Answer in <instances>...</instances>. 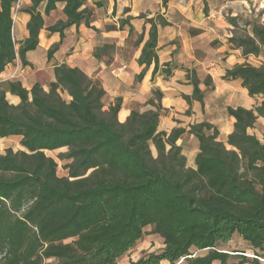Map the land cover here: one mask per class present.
I'll return each instance as SVG.
<instances>
[{
  "label": "trees",
  "instance_id": "trees-1",
  "mask_svg": "<svg viewBox=\"0 0 264 264\" xmlns=\"http://www.w3.org/2000/svg\"><path fill=\"white\" fill-rule=\"evenodd\" d=\"M21 10L30 19L28 37L16 50L12 12L17 0H0V72L16 58L23 66L25 54L38 47L44 16L64 4L65 21L45 30L59 33L71 26L90 28L91 13L85 0H30ZM166 6L168 0H161ZM41 7L42 12L40 11ZM129 20V19H128ZM126 21L119 22L122 28ZM228 25L237 27L235 18ZM149 25L148 39L137 63L158 67L157 25ZM129 35L133 28L129 25ZM141 34L136 45L142 44ZM230 49L242 56H260L264 47V22L251 24V35H234ZM59 45L48 51L50 59ZM55 82L47 90L34 84L29 90L17 80L0 82V138L20 137L25 151L6 149L0 155V264H117L142 239L144 230L163 241V250L130 264H260L264 260V144L249 133L264 119V66L249 63L226 70L224 81L240 80L250 97L262 101L252 109L227 108L235 119L225 143L207 122L169 134L157 131L163 110L160 93L140 113L131 109L119 123L120 98L107 111L105 90L78 68H54ZM210 78L205 85L210 86ZM193 92L182 99L203 104V93L194 81ZM67 94L69 101L61 97ZM19 98L9 105L6 94ZM188 113V112H186ZM185 134L199 144L194 168L186 166L182 147ZM150 145L157 156L151 157ZM67 148L60 154L70 160L66 177H57V164L45 151ZM238 236L252 251L229 253L219 248Z\"/></svg>",
  "mask_w": 264,
  "mask_h": 264
},
{
  "label": "crops",
  "instance_id": "crops-1",
  "mask_svg": "<svg viewBox=\"0 0 264 264\" xmlns=\"http://www.w3.org/2000/svg\"><path fill=\"white\" fill-rule=\"evenodd\" d=\"M102 3L100 0L95 4L93 0H85L83 8H87L91 13L90 28L84 25L71 26L64 32L62 40L59 33L50 34L45 30L59 20H66L62 14L64 4L57 3L54 12L48 17L44 16V27L40 30L38 47L25 54L28 64L23 66L16 58L0 72V82L13 79L19 81L25 90L39 84L43 90L48 91V85L55 82L53 71L56 66L76 67L101 84L105 90L104 100L108 107L114 105L116 98H120L121 108L116 116L119 123H124L129 118L133 105L148 107L145 105L146 101L152 98L153 92H158L160 98L156 103L163 110L157 127L158 132L169 134L175 128L188 131L191 125L207 122L217 129V140L223 143L233 132L235 121L226 113V109L241 107L248 110L262 101L260 97H250L240 80L222 79L226 70L245 63L246 58L240 50H231L228 40L222 39L215 31L216 26L218 27V18L215 16L218 15L217 12L203 11V6L198 5L199 1L194 4L192 0H168L160 12L167 25H157L156 73L153 75L154 65H150L143 79L137 83L135 78L144 69L137 61L148 38L143 34L142 44L136 45L135 41L132 47L126 42L129 37L128 27L130 25L133 32L139 36L144 27H149L145 24L143 16L147 14L146 19L149 20L152 14L154 15L148 9L149 0H103ZM156 3L162 4L161 0ZM30 5V0H22L19 5L21 9L16 14L17 20L13 21L12 32L16 50L28 37L26 25L30 17L21 10ZM42 9L41 7V12ZM55 13H59L60 18L51 23ZM121 20H128V23L119 28ZM224 36L230 38L226 34ZM216 40V46L211 47ZM176 41L180 44L177 45ZM55 44L59 45L58 50L48 59V51ZM108 45L114 48L109 58L103 52V48ZM207 78H210V86L205 85ZM194 81L203 93V104L192 101L188 106L182 97L192 94L191 82ZM6 100L9 105L15 106L20 102L18 97L9 93L6 94ZM187 111L189 113H186ZM263 121L261 118L257 120ZM185 136L194 139L195 149L190 157H187L188 148L184 145ZM183 137L176 144L182 147L181 153L187 160L188 167L194 168V157L199 151V144L191 134H185Z\"/></svg>",
  "mask_w": 264,
  "mask_h": 264
},
{
  "label": "rangeland",
  "instance_id": "rangeland-1",
  "mask_svg": "<svg viewBox=\"0 0 264 264\" xmlns=\"http://www.w3.org/2000/svg\"><path fill=\"white\" fill-rule=\"evenodd\" d=\"M22 0H17L19 5L21 4ZM103 0H100V3H102ZM190 0H187L189 2ZM193 3H197L199 1V7L200 5L203 6V11L211 10L214 13H218V15H215L218 18V27L216 26L215 31L222 37V39L227 40L224 35H228L231 37L232 34L234 35H251V24L252 23H263L264 22V0H192ZM157 0H149L148 3V9L151 10L152 16L151 19L154 20L155 24H157L159 21L163 19L161 16V10L162 8H165L161 3H156ZM17 3V4H18ZM97 3V0H93V4ZM103 4V3H102ZM105 4V3H104ZM18 9L14 8L12 12L13 21L17 20L16 14L19 9H21V6ZM16 7V6H15ZM91 10L92 8L89 7ZM101 14V10L99 11ZM147 14L144 16V22L146 25V19ZM102 17L101 15H99ZM215 17V19H216ZM59 13H55L53 19L51 20V23L59 19ZM235 18V22L237 27L234 28L233 26L228 25L227 20ZM149 26V25H148ZM106 28V27H105ZM104 28V29H105ZM150 28L147 26L143 28L142 35L146 38H148ZM139 37V34L136 32H133L131 35H129L127 39V43H130V45L133 47L134 42L137 41ZM217 41H214L213 44H211V47L216 46ZM177 45L180 44L179 41L175 42ZM103 52H105L106 57L109 58L110 55L114 52V48L111 46H105L103 48ZM226 54V53H224ZM245 63H249L250 65L254 67H262L264 66V47L261 49L260 56L254 57L249 56L247 57ZM208 91V89H206ZM61 97L65 101H69V98L66 93L61 92ZM152 99L156 101V97L152 95ZM104 107L102 111L108 110V105L105 102L103 98ZM115 103V100H114ZM150 106H146L144 108V105L141 106L140 104H136L132 106V109H135L139 111L140 113L147 110ZM189 113V111H187ZM250 134H253L257 137V139L264 144V121L263 122H256L252 129L249 130ZM184 138V145L187 146V157H190L191 154H193L195 145L193 144L194 139L189 138L188 136L183 137ZM20 137H9L5 139L0 138V155H4L6 152V149H10L14 152L17 151H25L21 148L19 145ZM68 152L67 148L58 149L57 151H45V155L49 158H51L56 164H57V171L56 175L57 177H66L67 176V170L65 169V166L70 164V160H64L59 157L60 154H65ZM150 152L151 157L154 159L157 156V152L154 148V146L150 145ZM188 167V164H186ZM189 168V167H188ZM152 227L148 226L144 230L145 236L138 240L134 246L130 249L129 252L124 254L117 262V264H130L135 263L139 258L148 255L149 253H159L163 250V241L161 238H159L157 235L151 234ZM221 251H227L229 253L232 252H238L243 251L245 252V255L249 258H252V251L249 248V246L244 243L240 237L234 236L228 243L223 244L219 248ZM161 264H168L166 262ZM219 264V263H216ZM260 264H264V260H260Z\"/></svg>",
  "mask_w": 264,
  "mask_h": 264
},
{
  "label": "built area",
  "instance_id": "built-area-1",
  "mask_svg": "<svg viewBox=\"0 0 264 264\" xmlns=\"http://www.w3.org/2000/svg\"><path fill=\"white\" fill-rule=\"evenodd\" d=\"M18 5H19V3H18V4L16 5V7H15L16 9H18Z\"/></svg>",
  "mask_w": 264,
  "mask_h": 264
}]
</instances>
